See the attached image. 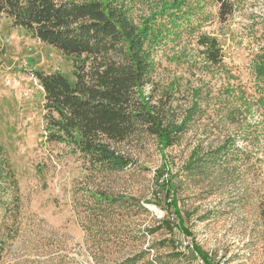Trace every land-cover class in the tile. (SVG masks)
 I'll use <instances>...</instances> for the list:
<instances>
[{
  "label": "rangeland",
  "instance_id": "374dc122",
  "mask_svg": "<svg viewBox=\"0 0 264 264\" xmlns=\"http://www.w3.org/2000/svg\"><path fill=\"white\" fill-rule=\"evenodd\" d=\"M117 1L136 25L164 13L144 43V92L188 123L164 150L138 126L115 145L130 165L91 171L47 141L31 74L73 81L80 60L0 16V264H264V0H230L223 22L216 0ZM201 35L216 39V65Z\"/></svg>",
  "mask_w": 264,
  "mask_h": 264
},
{
  "label": "trees",
  "instance_id": "16d2710c",
  "mask_svg": "<svg viewBox=\"0 0 264 264\" xmlns=\"http://www.w3.org/2000/svg\"><path fill=\"white\" fill-rule=\"evenodd\" d=\"M181 2L172 0L165 7L178 10L175 5ZM216 2L223 22L233 5L230 0ZM156 15L164 13L155 12L136 25L117 0H0V16L13 28L80 60L73 81L59 72L31 74L44 94L47 141L63 144L91 171L123 170L130 165L115 145L138 126L164 150L176 143L188 123L189 115L179 124L170 122L167 100L152 102V95L144 92L152 69L144 43ZM197 43L204 62L216 65L220 59L216 39L201 35ZM2 168L0 163V182L5 179ZM176 217L185 233L183 221Z\"/></svg>",
  "mask_w": 264,
  "mask_h": 264
}]
</instances>
